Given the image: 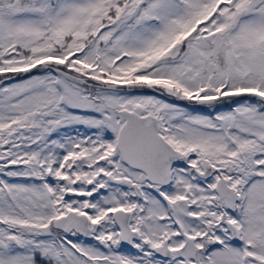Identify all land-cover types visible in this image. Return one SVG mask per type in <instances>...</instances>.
Returning <instances> with one entry per match:
<instances>
[{
	"label": "snow or ice",
	"instance_id": "1",
	"mask_svg": "<svg viewBox=\"0 0 264 264\" xmlns=\"http://www.w3.org/2000/svg\"><path fill=\"white\" fill-rule=\"evenodd\" d=\"M0 264H264V0H0Z\"/></svg>",
	"mask_w": 264,
	"mask_h": 264
}]
</instances>
